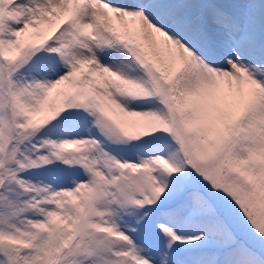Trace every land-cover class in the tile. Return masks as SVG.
<instances>
[{
  "label": "snow or ice",
  "instance_id": "obj_1",
  "mask_svg": "<svg viewBox=\"0 0 264 264\" xmlns=\"http://www.w3.org/2000/svg\"><path fill=\"white\" fill-rule=\"evenodd\" d=\"M0 264H264V0H0Z\"/></svg>",
  "mask_w": 264,
  "mask_h": 264
}]
</instances>
